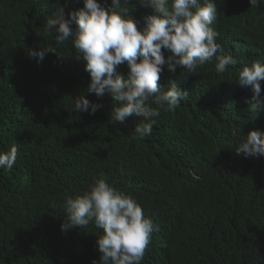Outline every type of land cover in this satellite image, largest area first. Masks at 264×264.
Wrapping results in <instances>:
<instances>
[{"label": "trees", "instance_id": "trees-1", "mask_svg": "<svg viewBox=\"0 0 264 264\" xmlns=\"http://www.w3.org/2000/svg\"><path fill=\"white\" fill-rule=\"evenodd\" d=\"M216 2L220 15L212 27L224 54L244 43L253 61L264 62V0L258 8L248 0ZM60 3L0 0V151L18 148L13 169L0 170V264L98 259L102 230L90 224L62 233L60 225L65 200L101 173L153 222L141 264H264V157L234 151L250 131H264V113L242 97L237 66L217 74L213 58L195 74L165 70L158 83L166 91L175 80L188 97L153 118L151 135L133 140L142 118L113 124L116 103L87 93L90 76L71 42L60 46L44 36L46 18ZM82 7V0L69 3L66 18ZM145 12L130 15L142 24ZM48 46L62 57L48 53L41 63L29 57V48ZM118 71L126 75L127 65ZM229 85L239 86V106L232 101L223 109L221 91ZM79 95L103 107L94 115L73 112Z\"/></svg>", "mask_w": 264, "mask_h": 264}, {"label": "clouds", "instance_id": "clouds-1", "mask_svg": "<svg viewBox=\"0 0 264 264\" xmlns=\"http://www.w3.org/2000/svg\"><path fill=\"white\" fill-rule=\"evenodd\" d=\"M78 2L60 3L46 18L43 34L56 45L71 42L75 57L84 62L90 76L87 93L97 98L108 96L116 103L111 108L113 124H124L129 117L142 118L134 128L133 140L151 135L156 123L153 118L159 117L162 110L175 111L188 97L175 80H169L165 91V86L158 83L162 73L167 70L175 74L177 69H184L195 74L213 58L217 74L237 66L236 82L242 86V97L249 95L256 112L264 113V62L253 61L252 47L244 43L236 45L233 55L224 54L217 39L219 33L212 27L220 15L216 0H110L104 4L82 0L83 7L69 11L66 18L65 8ZM248 2L258 8L262 0ZM138 8L146 10L142 24L130 15ZM27 52L37 63L43 62L48 53L62 57L51 46L29 48ZM125 64L126 75L118 71ZM229 87L221 91L223 109L232 101L239 106V86ZM102 107L79 95L74 98L73 112L94 115ZM243 137L234 150L237 155L264 157V131H250ZM17 155L15 145L0 151V170L11 171ZM64 209L62 233L90 224L102 230L96 240L99 258L91 264H141L151 243L153 222L144 216L136 199L109 185L103 173L88 190L69 196Z\"/></svg>", "mask_w": 264, "mask_h": 264}]
</instances>
